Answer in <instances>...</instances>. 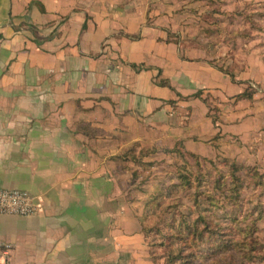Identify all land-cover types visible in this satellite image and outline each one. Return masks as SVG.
Listing matches in <instances>:
<instances>
[{"label":"crops","instance_id":"0c3cea01","mask_svg":"<svg viewBox=\"0 0 264 264\" xmlns=\"http://www.w3.org/2000/svg\"><path fill=\"white\" fill-rule=\"evenodd\" d=\"M163 7L0 0V187L30 192L38 207L0 214V262L163 264L127 196L123 153L180 141L202 154L190 145L219 128L193 95L220 92L221 77L235 84L178 50Z\"/></svg>","mask_w":264,"mask_h":264},{"label":"rangeland","instance_id":"374dc122","mask_svg":"<svg viewBox=\"0 0 264 264\" xmlns=\"http://www.w3.org/2000/svg\"><path fill=\"white\" fill-rule=\"evenodd\" d=\"M159 1L168 6L163 10L172 7L171 39L178 50L191 49L190 57L232 73L235 84L221 77L220 92L201 93L208 116L219 128L200 145H190L202 154L190 155L178 142V153H167L162 146L125 149L127 196L134 195L141 215L146 203L152 205L145 222L152 226L148 245L166 240V231L156 234L154 222L160 209L171 203L165 193L176 183L180 188L174 199L183 219L195 217L199 206L228 233L225 237L242 244L228 259L234 264H264V0ZM176 219L178 223L181 218ZM205 247L199 243L197 251ZM155 249L163 263L165 250Z\"/></svg>","mask_w":264,"mask_h":264},{"label":"trees","instance_id":"16d2710c","mask_svg":"<svg viewBox=\"0 0 264 264\" xmlns=\"http://www.w3.org/2000/svg\"><path fill=\"white\" fill-rule=\"evenodd\" d=\"M228 75L233 78L232 73H228ZM245 93L246 92L243 91L241 94L244 95ZM200 94L201 91H197L193 96L198 97ZM178 143L181 144L180 141H178ZM175 144H177V142ZM183 150L190 155L198 156L191 151L186 149ZM164 151L167 153L179 152L176 145L171 148L167 147ZM233 179L237 180L235 176ZM188 182L189 180L186 181V183ZM183 183L185 184V181H183ZM179 188V184L173 183L168 187L167 193H165V196H168L172 201H170L171 203H169V205L160 209L154 226L156 228V234L166 231V240L156 244L150 243V256L153 259L159 257L155 249L157 247L165 250V253L160 256L163 259V264H234L233 260L231 261L227 257L232 258L233 252L236 254V249H240L239 246L242 244L231 237H225L228 233L223 231L222 227L216 225L211 217L204 213L199 206L196 207L197 214L195 217L189 220L183 219L185 215L177 212L178 203L174 199L175 193ZM197 205L198 203L195 200V206ZM151 206V203H146L140 217L141 228L146 238L150 237L152 233V226L146 225L145 223L146 219L151 214ZM177 216L181 218L178 223L176 219ZM172 242H175L177 246L174 247ZM199 243L206 245L205 251H197ZM254 257L255 255H250L251 259Z\"/></svg>","mask_w":264,"mask_h":264},{"label":"built area","instance_id":"2783aa9c","mask_svg":"<svg viewBox=\"0 0 264 264\" xmlns=\"http://www.w3.org/2000/svg\"><path fill=\"white\" fill-rule=\"evenodd\" d=\"M38 207L33 195L23 189L0 187V214L31 215ZM0 264H5L0 262Z\"/></svg>","mask_w":264,"mask_h":264}]
</instances>
